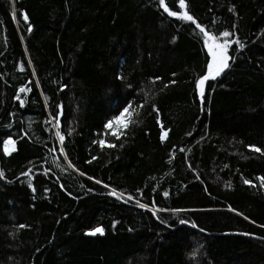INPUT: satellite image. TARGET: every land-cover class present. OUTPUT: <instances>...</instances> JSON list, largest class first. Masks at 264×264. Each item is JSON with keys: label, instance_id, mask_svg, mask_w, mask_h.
Instances as JSON below:
<instances>
[{"label": "trees", "instance_id": "16d2710c", "mask_svg": "<svg viewBox=\"0 0 264 264\" xmlns=\"http://www.w3.org/2000/svg\"><path fill=\"white\" fill-rule=\"evenodd\" d=\"M165 3L245 44L207 82L203 110V38L159 0H0V264H264V155L249 147L264 152V0ZM143 100L159 117L134 105L126 135L105 133L116 109ZM55 104L64 152L46 123Z\"/></svg>", "mask_w": 264, "mask_h": 264}, {"label": "snow or ice", "instance_id": "6c2138e0", "mask_svg": "<svg viewBox=\"0 0 264 264\" xmlns=\"http://www.w3.org/2000/svg\"><path fill=\"white\" fill-rule=\"evenodd\" d=\"M174 2V0H173ZM159 4L163 7L164 12H166L170 17H177L179 20L181 21H187L190 22V24L194 25V31L198 30V35L202 36L203 38V44L204 47L206 48V56L208 57L207 61H206V70L204 71V73L202 75L199 76L198 79L195 80V87L198 90L199 93V100L201 103V110H203V104L204 101L206 100V90L207 87H210V85H208L207 82L209 81H215L218 77H220L222 75V73H224L227 69L230 68V60L235 59L234 57H230L229 56V49L233 46V44L238 45L239 49H243L245 47V44L241 42L239 37H236L235 39H232V37L234 36V33L229 31V30H224L222 32L219 33V35H214L211 31L206 30V28L204 26H202L201 23H199L193 15L189 14V11H170L168 5L165 3V0H159ZM186 3L185 0H179V9H186ZM229 12L235 13L236 8L235 5H232L231 7L228 8ZM13 18L15 19L16 16V11L15 9L13 10ZM22 15V20L24 22H28L29 21V16L27 14L21 13ZM213 24H215V21L212 22ZM235 25H232V28H235ZM27 31L29 33H31L32 31V25L31 23H27ZM175 39V38H174ZM235 50V49H234ZM27 63L29 65L32 64L31 59H29L27 61ZM21 69H23L24 65L23 63L20 65ZM33 76L36 75L35 70L33 69L32 73ZM173 76H175V73H173ZM119 79L124 80L125 77H119ZM161 78L159 76L155 77L153 79V83H155V81L160 80ZM36 85L39 86V81L37 80ZM172 84L175 83V80L171 81ZM64 86H61V88H63ZM127 87L131 88L132 85L129 83L127 85ZM165 88L168 87L167 84L164 85ZM31 89H26V88H20V92L23 93L25 91H30ZM17 100L20 101V105L23 106L24 105V100L20 99V96L16 97ZM47 99V98H46ZM134 105L136 108H139L141 111L145 110L146 108L151 109L152 112H155L157 117H159V109L156 107V105L154 103H150L146 100H143V102H137V101H127L125 103V105L122 108H118L116 109V111L119 113L118 115H113L111 117V119H108L104 125V131L106 134H110L111 136L115 137L117 140H119L121 138V136L126 135V130L128 129L129 125L128 124H124L123 127H118L119 126V122L122 120V118L125 117V114H128L129 118L133 115V108ZM53 108V114L51 116V120L50 121H46V123H53L55 129H57L55 135L56 137H58L59 142H60V151L64 152V148L66 147L65 145V135L61 134V123H60V117L62 115V104H55L52 105ZM137 116L140 115L139 112L135 113ZM151 114V113H150ZM130 123H135V121L130 120ZM157 123H160L159 119H157ZM162 132H161V136L160 139L164 140L167 136H168V131L167 130H163L164 129V125H160ZM71 133H69L70 135ZM188 135H191V133H189ZM94 144H99L101 149L103 150V148L105 146H107L108 148H114L116 147L115 144H107L105 145V141L103 139L100 140H96L93 141ZM15 145V141L9 137L8 139L3 141V146H4V152L7 154L11 151H14V147H10V146H14ZM120 147H123V144L120 145ZM250 148H252V150H254L256 153H261L262 155H264V152H262V149L260 147H256L254 145H250ZM181 151H183V149H181ZM65 158H67V156H65ZM97 159V157H92V160ZM88 163H91V161H88ZM189 167H191V165H189ZM227 167V166H226ZM4 173L0 172V177H3ZM22 175H27V173H22ZM81 175H84V173H81ZM88 179H93L92 177H88ZM258 179L261 181V186L264 187V176L258 177ZM96 184H101L102 181L97 179L95 180ZM244 184L246 185H252V181L245 179L244 180ZM254 186V185H252ZM29 187L32 188V191L35 192L36 188L29 184ZM105 188H108L109 185L108 184H104ZM207 191V189H205ZM45 191H48V189H45ZM89 192L92 191L91 188L88 189ZM138 192H141V195H143L142 191L140 189L137 190ZM71 194V193H69ZM109 195L116 197L118 199L123 197V193H118L117 190L115 188H112L111 191L108 193ZM163 195L165 197H167L169 195V193L167 191H165L163 193ZM129 200L133 199L132 196L128 197ZM137 204L140 208H148L149 205L148 204H144V203H140L139 201H137ZM229 209L231 211H236L235 209L231 208V206L229 205ZM171 211H173L174 213H178V212H183L186 211V209H172ZM153 214H156V210L153 209ZM239 215L243 216V213H239ZM246 220L248 219V217H244ZM157 219H159V217L157 216ZM116 222H113V226H115ZM161 223H166V221H161ZM181 224H189L191 223V226L193 228H196L197 225L194 221H189V220H180ZM254 223V221H253ZM24 227H26L23 224L19 225V228L23 229ZM261 227H264V225H261ZM201 232L204 231V229H200ZM105 232V229L102 226H97L95 228L90 229L86 234L87 235H103ZM248 233H245V235H247ZM193 255H195V252L193 253Z\"/></svg>", "mask_w": 264, "mask_h": 264}, {"label": "rangeland", "instance_id": "374dc122", "mask_svg": "<svg viewBox=\"0 0 264 264\" xmlns=\"http://www.w3.org/2000/svg\"><path fill=\"white\" fill-rule=\"evenodd\" d=\"M128 121V114H125V117L122 118V120L119 122V126L118 127H123L124 124H127ZM10 147H14V146H10ZM4 148V146H3Z\"/></svg>", "mask_w": 264, "mask_h": 264}, {"label": "water", "instance_id": "95a60500", "mask_svg": "<svg viewBox=\"0 0 264 264\" xmlns=\"http://www.w3.org/2000/svg\"><path fill=\"white\" fill-rule=\"evenodd\" d=\"M88 231H89V230H87V231L84 232V234H85L86 236H95V235H87L86 233H87ZM97 235H100V234H97Z\"/></svg>", "mask_w": 264, "mask_h": 264}]
</instances>
